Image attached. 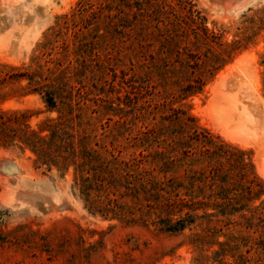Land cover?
I'll use <instances>...</instances> for the list:
<instances>
[{
  "label": "rangeland",
  "instance_id": "obj_1",
  "mask_svg": "<svg viewBox=\"0 0 264 264\" xmlns=\"http://www.w3.org/2000/svg\"><path fill=\"white\" fill-rule=\"evenodd\" d=\"M79 1L0 0V111L6 112L0 114L5 121L0 125V264H192L198 251L190 236L198 227L174 234L91 214L73 191L71 171L36 167L18 137L26 126L37 130L61 110L70 113L74 130L79 121L91 124L95 148L139 159L150 152L135 138L145 128L111 110L127 112V104H133L141 112L151 111L155 122L180 109L214 137L247 152L264 182V27L199 92L189 94L163 82L160 73L143 75L130 38L111 25L108 12H95L97 0L80 12ZM157 1L179 10L177 0ZM186 1L202 11L208 27L212 21L224 25L227 41L243 14L264 8V0H220L231 6ZM35 72L61 84L57 108L29 93L28 76ZM164 88L169 93L158 99ZM248 249L240 246L253 261V249Z\"/></svg>",
  "mask_w": 264,
  "mask_h": 264
},
{
  "label": "trees",
  "instance_id": "obj_2",
  "mask_svg": "<svg viewBox=\"0 0 264 264\" xmlns=\"http://www.w3.org/2000/svg\"><path fill=\"white\" fill-rule=\"evenodd\" d=\"M177 2L179 10L157 0H97L95 12H108L111 25L130 38L143 75L162 74L163 82L193 94L252 42L264 27V8L243 14L237 32L227 41L224 25L212 21L208 27L194 4ZM93 6L91 0H81L78 10ZM260 64L264 95V51ZM59 85L38 72L28 76L29 93L39 94L51 109L61 100ZM163 93L168 94V88L156 97L163 100ZM127 105V112L111 111L121 117L128 114L127 123L140 122L145 128L135 138L150 152L139 159L95 148L91 124L79 121L74 130L70 113L62 115L61 110L37 130L26 126L18 138L34 155L36 167H55L62 174L71 171L73 191L89 213L174 234L198 227L200 231L190 236L198 251L192 264H264V182L247 152L214 137L186 111L172 109L151 122V111ZM0 125L5 121L1 119ZM218 235L223 240H217ZM241 245L253 249V261L242 254ZM213 246L217 248L212 250Z\"/></svg>",
  "mask_w": 264,
  "mask_h": 264
},
{
  "label": "bare ground",
  "instance_id": "obj_3",
  "mask_svg": "<svg viewBox=\"0 0 264 264\" xmlns=\"http://www.w3.org/2000/svg\"><path fill=\"white\" fill-rule=\"evenodd\" d=\"M203 3L204 2H207L208 0H201ZM212 1H215V0H212ZM217 1H220V0H217ZM226 1H228V0H226ZM221 2V1H220ZM219 3V2H218ZM221 3H225L224 1L223 2H221ZM227 6H231V3H225ZM219 5V4H218Z\"/></svg>",
  "mask_w": 264,
  "mask_h": 264
}]
</instances>
